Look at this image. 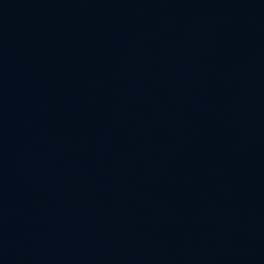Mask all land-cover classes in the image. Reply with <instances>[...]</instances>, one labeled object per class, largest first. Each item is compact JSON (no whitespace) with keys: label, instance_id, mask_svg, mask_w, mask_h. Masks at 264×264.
<instances>
[{"label":"water","instance_id":"95a60500","mask_svg":"<svg viewBox=\"0 0 264 264\" xmlns=\"http://www.w3.org/2000/svg\"><path fill=\"white\" fill-rule=\"evenodd\" d=\"M0 264H264V0H0Z\"/></svg>","mask_w":264,"mask_h":264}]
</instances>
